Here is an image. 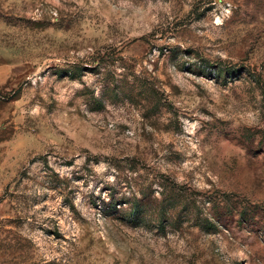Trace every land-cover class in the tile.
Returning a JSON list of instances; mask_svg holds the SVG:
<instances>
[{"label": "rangeland", "instance_id": "374dc122", "mask_svg": "<svg viewBox=\"0 0 264 264\" xmlns=\"http://www.w3.org/2000/svg\"><path fill=\"white\" fill-rule=\"evenodd\" d=\"M0 264H264V0H0Z\"/></svg>", "mask_w": 264, "mask_h": 264}]
</instances>
